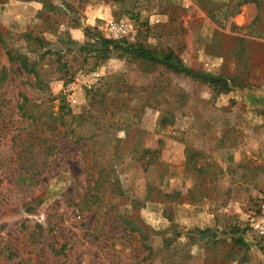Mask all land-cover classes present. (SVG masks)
<instances>
[{
  "label": "rangeland",
  "instance_id": "rangeland-1",
  "mask_svg": "<svg viewBox=\"0 0 264 264\" xmlns=\"http://www.w3.org/2000/svg\"><path fill=\"white\" fill-rule=\"evenodd\" d=\"M241 2L0 0V264H264V36Z\"/></svg>",
  "mask_w": 264,
  "mask_h": 264
},
{
  "label": "trees",
  "instance_id": "trees-1",
  "mask_svg": "<svg viewBox=\"0 0 264 264\" xmlns=\"http://www.w3.org/2000/svg\"><path fill=\"white\" fill-rule=\"evenodd\" d=\"M247 3H253L256 6L257 13L253 20L245 27L247 33L250 35H254L255 37H263L264 36V4L261 3L260 0H242L241 4H247ZM106 43H110L107 41ZM137 58H140L141 60H144L150 64L157 65V64H163L166 66V68H169L177 73H184L187 76H190L191 78L195 80H199L202 84L208 85L209 87L216 88L221 83L220 79L210 77V76H202L195 72H192L190 70H187L185 68H181L179 61L176 59V64L171 65L170 62L172 60L171 55L164 56L162 59L156 58L155 56L151 55L147 50H144L143 48H138L134 51V53ZM10 56V55H9ZM9 60H13V56L9 57ZM17 60V59H16ZM23 70H28V63L25 58H21L17 60ZM223 88L222 90L227 91V85L223 82V85H221ZM60 109L59 111H61ZM58 111V112H59ZM68 113V112H67ZM164 122V115L161 117L159 124H163ZM142 156L139 159L140 165L146 168L150 165H153L157 162L158 155L156 151H148L143 150ZM148 156V157H145ZM96 184V182H95ZM140 234V231H137ZM143 235V234H142Z\"/></svg>",
  "mask_w": 264,
  "mask_h": 264
},
{
  "label": "built area",
  "instance_id": "built-area-1",
  "mask_svg": "<svg viewBox=\"0 0 264 264\" xmlns=\"http://www.w3.org/2000/svg\"><path fill=\"white\" fill-rule=\"evenodd\" d=\"M108 31L110 33H113L116 37L115 38H121L125 36L128 33V29L124 25H117V24H108ZM261 234H264V227L261 228L260 231Z\"/></svg>",
  "mask_w": 264,
  "mask_h": 264
}]
</instances>
